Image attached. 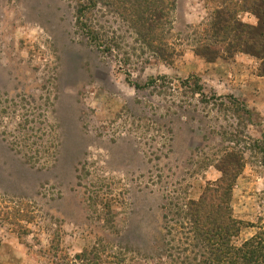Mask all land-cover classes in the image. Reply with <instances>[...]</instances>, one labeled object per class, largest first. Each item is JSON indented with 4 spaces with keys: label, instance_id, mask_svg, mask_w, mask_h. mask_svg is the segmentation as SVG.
<instances>
[{
    "label": "rangeland",
    "instance_id": "obj_1",
    "mask_svg": "<svg viewBox=\"0 0 264 264\" xmlns=\"http://www.w3.org/2000/svg\"><path fill=\"white\" fill-rule=\"evenodd\" d=\"M162 1L0 0V264H199L172 220L229 148L244 154L234 243L264 241L260 61L193 54L218 0H173L147 29Z\"/></svg>",
    "mask_w": 264,
    "mask_h": 264
},
{
    "label": "trees",
    "instance_id": "obj_2",
    "mask_svg": "<svg viewBox=\"0 0 264 264\" xmlns=\"http://www.w3.org/2000/svg\"><path fill=\"white\" fill-rule=\"evenodd\" d=\"M218 1L220 6L211 16L207 28L202 29L191 40L194 44L193 54L208 63L218 58L231 59L236 53L249 55L260 61L259 74L264 76V0ZM161 5L163 8L161 6L158 13L151 11L146 18H141L147 29L154 27L155 21L161 18L169 24L168 17L173 10V0H163ZM239 12L254 16L256 25L239 21ZM91 34L94 35L93 32ZM87 35L90 36L89 33ZM96 37L94 35L89 39L92 42L97 41ZM143 38L148 44H152L156 36L151 30ZM152 53L165 62L174 56L173 51L163 49ZM191 86L194 87L190 90L191 93L202 96L201 102L207 104L208 100L203 96L197 82L191 83ZM232 111L236 115L244 110L236 101ZM243 139L251 143L249 137L244 135ZM251 149L248 148L249 151ZM253 150L264 155L263 146H255ZM220 151L214 165L220 177L213 183H208L197 200H189L178 207L176 217L182 223L177 221L178 225L175 220L172 223L180 229H186L196 242L194 248L198 246L201 249L199 264H264V241L254 236L239 246L234 243L242 227L232 215L231 198L233 186L244 168L243 151L232 148Z\"/></svg>",
    "mask_w": 264,
    "mask_h": 264
},
{
    "label": "crops",
    "instance_id": "obj_3",
    "mask_svg": "<svg viewBox=\"0 0 264 264\" xmlns=\"http://www.w3.org/2000/svg\"><path fill=\"white\" fill-rule=\"evenodd\" d=\"M245 17H248V14H245ZM251 18H253V17H251ZM253 21L255 22V19L253 18ZM201 195V194H200ZM199 195V196H200ZM199 198V197H198ZM198 198H196V199H192V200H197ZM240 234V233H239Z\"/></svg>",
    "mask_w": 264,
    "mask_h": 264
}]
</instances>
